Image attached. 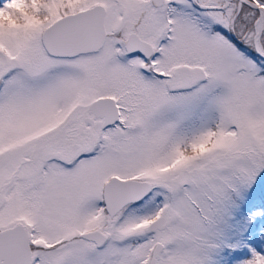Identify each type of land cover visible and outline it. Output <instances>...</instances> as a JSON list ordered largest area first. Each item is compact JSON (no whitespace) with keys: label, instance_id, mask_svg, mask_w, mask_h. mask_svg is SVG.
<instances>
[{"label":"snow or ice","instance_id":"snow-or-ice-1","mask_svg":"<svg viewBox=\"0 0 264 264\" xmlns=\"http://www.w3.org/2000/svg\"><path fill=\"white\" fill-rule=\"evenodd\" d=\"M0 264H264V0H0Z\"/></svg>","mask_w":264,"mask_h":264}]
</instances>
